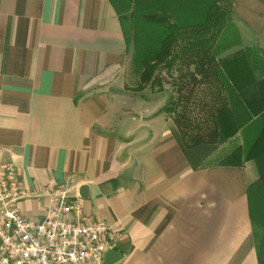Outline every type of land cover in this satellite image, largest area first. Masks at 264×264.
Listing matches in <instances>:
<instances>
[{"label":"crops","instance_id":"crops-1","mask_svg":"<svg viewBox=\"0 0 264 264\" xmlns=\"http://www.w3.org/2000/svg\"><path fill=\"white\" fill-rule=\"evenodd\" d=\"M233 14L242 47L263 55L264 0ZM132 58L109 0H0V165L19 171L23 217L42 221L37 193L67 188L122 232L99 264H260L264 156L240 144L231 157L238 133L221 162L189 160L168 95L134 91Z\"/></svg>","mask_w":264,"mask_h":264},{"label":"trees","instance_id":"trees-1","mask_svg":"<svg viewBox=\"0 0 264 264\" xmlns=\"http://www.w3.org/2000/svg\"><path fill=\"white\" fill-rule=\"evenodd\" d=\"M109 1L133 47L132 64L138 77L134 91L162 93L166 78L182 75L183 68L193 86L210 91L214 128L210 139L196 137L187 143L186 136L173 131L189 160L204 162L202 145L217 146L238 133L244 140L246 160L264 156V54L242 47L240 32L230 22L235 0L229 8L227 0ZM234 49L239 50L225 56ZM178 105V99H171L163 112L176 113L173 107ZM259 254L264 264V252Z\"/></svg>","mask_w":264,"mask_h":264},{"label":"built area","instance_id":"built-area-1","mask_svg":"<svg viewBox=\"0 0 264 264\" xmlns=\"http://www.w3.org/2000/svg\"><path fill=\"white\" fill-rule=\"evenodd\" d=\"M26 196L15 165H0V264H99L119 246L120 228L88 217L69 189L37 193L48 199L42 221L23 217Z\"/></svg>","mask_w":264,"mask_h":264},{"label":"rangeland","instance_id":"rangeland-1","mask_svg":"<svg viewBox=\"0 0 264 264\" xmlns=\"http://www.w3.org/2000/svg\"><path fill=\"white\" fill-rule=\"evenodd\" d=\"M226 2V6L228 5L229 8L232 0H227ZM221 6L224 7L223 4ZM235 21L236 19L234 20V14L232 10L230 15V22L236 25ZM130 65L132 69L131 71L136 78V86L138 77L134 73L132 62ZM179 69L181 68H178V70ZM186 71L187 70L183 68L182 75L178 72L175 73L174 76H168V78H166L168 84L165 86V89L162 93H166V95H168V101L166 105L169 104L171 99H178V107H173L174 109H176V113H171L169 115L173 118L175 124L174 130L180 133L179 136L182 138L186 136L187 143H190V140L196 137L205 138L208 141V139H210V136L212 135V131L214 130L213 119L211 116L213 112V102L211 94L207 87L193 86L190 77H184L186 75ZM234 143L235 144L233 145L232 150H235L237 145L240 144H242V147H244L243 137L242 141L238 138ZM200 149L201 158H203L208 164H215L221 162L222 160H224V158H226L223 155L215 154L219 150V145H202Z\"/></svg>","mask_w":264,"mask_h":264}]
</instances>
